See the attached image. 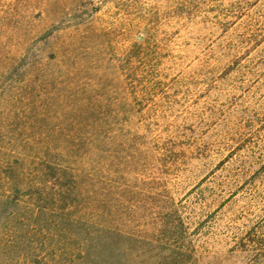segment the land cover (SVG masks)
<instances>
[{
  "label": "trees",
  "instance_id": "obj_1",
  "mask_svg": "<svg viewBox=\"0 0 264 264\" xmlns=\"http://www.w3.org/2000/svg\"><path fill=\"white\" fill-rule=\"evenodd\" d=\"M87 1L0 0V217L15 210L1 262L194 264L139 108L156 82L79 47Z\"/></svg>",
  "mask_w": 264,
  "mask_h": 264
},
{
  "label": "rangeland",
  "instance_id": "obj_2",
  "mask_svg": "<svg viewBox=\"0 0 264 264\" xmlns=\"http://www.w3.org/2000/svg\"><path fill=\"white\" fill-rule=\"evenodd\" d=\"M126 1H87L79 47L156 82L139 108L167 149L194 264H264V0Z\"/></svg>",
  "mask_w": 264,
  "mask_h": 264
}]
</instances>
